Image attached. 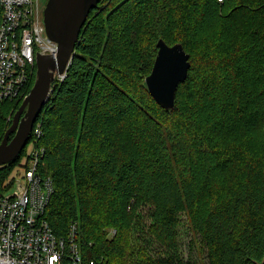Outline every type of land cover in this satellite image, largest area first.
Here are the masks:
<instances>
[{
	"label": "trees",
	"instance_id": "obj_1",
	"mask_svg": "<svg viewBox=\"0 0 264 264\" xmlns=\"http://www.w3.org/2000/svg\"><path fill=\"white\" fill-rule=\"evenodd\" d=\"M160 39L189 55L171 110L145 84ZM22 101L0 102V143ZM37 124L43 218L76 225L82 264H264V0H101ZM182 219L204 263L183 258Z\"/></svg>",
	"mask_w": 264,
	"mask_h": 264
},
{
	"label": "built area",
	"instance_id": "obj_2",
	"mask_svg": "<svg viewBox=\"0 0 264 264\" xmlns=\"http://www.w3.org/2000/svg\"><path fill=\"white\" fill-rule=\"evenodd\" d=\"M39 4V0H0V102L23 100L35 76L37 55H57ZM65 77L66 73L56 78ZM32 134L35 142L27 152V164L18 167L11 186L0 191V264H82L76 225L59 238L43 218L54 186L41 172L45 150L36 147L42 137L40 124ZM115 233L110 230L108 236Z\"/></svg>",
	"mask_w": 264,
	"mask_h": 264
},
{
	"label": "water",
	"instance_id": "obj_3",
	"mask_svg": "<svg viewBox=\"0 0 264 264\" xmlns=\"http://www.w3.org/2000/svg\"><path fill=\"white\" fill-rule=\"evenodd\" d=\"M100 1H47L43 10V23L47 37L57 44V55H37L34 85L14 114L0 143V167L14 162L28 145L33 126L51 93L53 81L67 72L80 31L90 12L98 7ZM156 46V58L145 84L156 104L164 110H171L175 104L177 88L185 82L188 75L189 55L180 44L168 46L160 39ZM169 53L173 55L168 56ZM165 57L173 68L178 66L179 70L160 80L158 73ZM11 135L13 137L10 139Z\"/></svg>",
	"mask_w": 264,
	"mask_h": 264
},
{
	"label": "rangeland",
	"instance_id": "obj_4",
	"mask_svg": "<svg viewBox=\"0 0 264 264\" xmlns=\"http://www.w3.org/2000/svg\"><path fill=\"white\" fill-rule=\"evenodd\" d=\"M48 0H39L40 2V15L43 17V10ZM31 149L30 145L27 146V150ZM22 173V170H19V174ZM143 214L146 216V213L143 211ZM193 233L189 230L187 223L184 219H182L180 227H179V244H180V251L185 260L191 259V261L198 263V262H205V255L204 253L199 254L200 244L198 239L196 238L195 246L192 250H190V244L193 240Z\"/></svg>",
	"mask_w": 264,
	"mask_h": 264
},
{
	"label": "snow or ice",
	"instance_id": "obj_5",
	"mask_svg": "<svg viewBox=\"0 0 264 264\" xmlns=\"http://www.w3.org/2000/svg\"><path fill=\"white\" fill-rule=\"evenodd\" d=\"M172 55H173V53H169L168 54V56H172ZM178 70H179L178 66H176L175 68H173L169 64L168 58L165 57L164 60L162 61L161 68H160L159 73H158V78L160 80H163L165 77H167L168 75H170L172 72L178 71ZM52 259L55 260L56 257L53 256Z\"/></svg>",
	"mask_w": 264,
	"mask_h": 264
}]
</instances>
